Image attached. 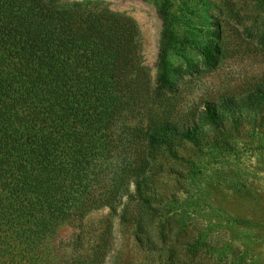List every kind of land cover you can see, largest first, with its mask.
Listing matches in <instances>:
<instances>
[{
	"label": "trees",
	"instance_id": "trees-1",
	"mask_svg": "<svg viewBox=\"0 0 264 264\" xmlns=\"http://www.w3.org/2000/svg\"><path fill=\"white\" fill-rule=\"evenodd\" d=\"M159 16L153 81L138 24L102 3L0 0V264H105L110 230L88 234L86 219L119 207L141 247L185 264L176 256L187 229L162 208L166 162L185 144L200 148L204 127L228 142L227 122L237 131L264 108V84L205 103L201 120L181 118L170 99L186 71L168 59L180 44L169 1ZM221 41L214 23L197 47L208 71ZM64 225L74 229L68 246L52 247ZM183 247L193 258L212 248L202 236Z\"/></svg>",
	"mask_w": 264,
	"mask_h": 264
},
{
	"label": "rangeland",
	"instance_id": "rangeland-1",
	"mask_svg": "<svg viewBox=\"0 0 264 264\" xmlns=\"http://www.w3.org/2000/svg\"><path fill=\"white\" fill-rule=\"evenodd\" d=\"M62 1L102 3L111 12L135 21L141 31L143 62L153 81L162 33L159 6L169 1L172 27L180 44L168 59L186 71L182 78H175L178 92L170 99L181 118L201 120L205 103L241 96L264 84V0ZM214 23L221 24V59L215 70L208 71L197 47L211 39ZM240 123L239 129L231 132V122H227L228 142L204 127L200 148L185 144L179 149L178 160L166 162L168 173L160 189L162 208L176 215L177 230L187 229L189 235L181 236L176 256L185 264L193 260L264 264V108L245 113ZM122 210L106 208L86 219L88 234L110 230L109 239L102 243L107 248L105 264L166 263L165 251H150L149 245L137 243L135 224L120 220ZM73 233L71 225L61 226L52 247L68 246ZM152 234L156 242V231ZM200 236L211 251L195 258L184 253V242ZM55 256L58 259L59 255Z\"/></svg>",
	"mask_w": 264,
	"mask_h": 264
}]
</instances>
